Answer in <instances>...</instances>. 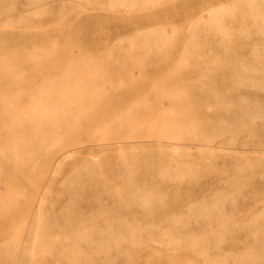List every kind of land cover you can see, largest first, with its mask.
<instances>
[{
    "label": "rangeland",
    "instance_id": "374dc122",
    "mask_svg": "<svg viewBox=\"0 0 264 264\" xmlns=\"http://www.w3.org/2000/svg\"><path fill=\"white\" fill-rule=\"evenodd\" d=\"M253 1L0 0V264H264Z\"/></svg>",
    "mask_w": 264,
    "mask_h": 264
},
{
    "label": "bare ground",
    "instance_id": "6f19581e",
    "mask_svg": "<svg viewBox=\"0 0 264 264\" xmlns=\"http://www.w3.org/2000/svg\"><path fill=\"white\" fill-rule=\"evenodd\" d=\"M225 7H221L219 9H215L213 13H210L208 16H209V21L208 22H204V25L205 24H208V25H218L219 21H217V19L220 17V18H223L225 17ZM236 10L238 12H240V14L242 16H247V17H253V18H256V19H264V13L260 12L261 11V7L256 3V1H253V4L252 5H248L247 2L245 3H240ZM203 22H200L198 24H196L195 27H192L191 28V31H193L195 28H197L198 26H202ZM222 37L221 39L223 41H226V36L227 34L229 33L228 31H225L224 29H215ZM141 43H142V47L143 46H146V47H151L153 46V41H155V38L152 37V38H142L140 39ZM194 43V38L193 36H190L189 39H188V46L186 48V55H191V56H194V52L191 51V48L190 46L193 45ZM137 44L135 43L134 40H132L131 44H130V49H134V47L136 46ZM255 52V51H254ZM122 55V54H121ZM132 54L131 52L129 51H126L124 53V57H130ZM185 55V57H186ZM115 54H111L110 57H114ZM112 62V61H111ZM179 150V145L177 143L174 144V148H173V151L177 152ZM39 231V226L36 225L35 227V237H34V240H36L38 237H37V232Z\"/></svg>",
    "mask_w": 264,
    "mask_h": 264
}]
</instances>
